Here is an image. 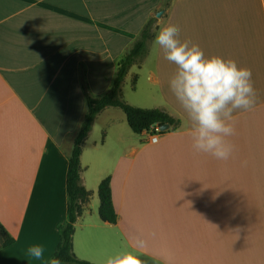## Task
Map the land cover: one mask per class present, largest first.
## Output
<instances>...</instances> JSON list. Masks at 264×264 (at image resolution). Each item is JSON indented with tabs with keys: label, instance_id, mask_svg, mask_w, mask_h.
Returning <instances> with one entry per match:
<instances>
[{
	"label": "crops",
	"instance_id": "0c3cea01",
	"mask_svg": "<svg viewBox=\"0 0 264 264\" xmlns=\"http://www.w3.org/2000/svg\"><path fill=\"white\" fill-rule=\"evenodd\" d=\"M168 24L205 56L252 71L255 106L233 113L236 150L227 161L192 148V122L169 85L176 66L153 44ZM146 27L153 32L146 54L125 78L134 84L145 73L147 99L179 125L151 142L152 132L134 133L118 107L95 116L81 147V184L91 195L74 224L73 252L104 264L140 236L149 264L153 257L264 264V0H0V264L51 258L67 218L68 158L87 97L110 89ZM106 177L115 223L98 213ZM5 235L13 239L8 246ZM34 244L46 248L44 261L27 254Z\"/></svg>",
	"mask_w": 264,
	"mask_h": 264
},
{
	"label": "clouds",
	"instance_id": "9594fccd",
	"mask_svg": "<svg viewBox=\"0 0 264 264\" xmlns=\"http://www.w3.org/2000/svg\"><path fill=\"white\" fill-rule=\"evenodd\" d=\"M179 35V26L168 24L159 29L153 44L162 49L164 58L176 66L169 85L192 122V148L195 152L227 161L236 150L229 140L236 134L233 113L248 111L255 106L252 71L238 66L231 58L205 56L197 43L181 41ZM146 246V240L137 236L134 248L107 256L104 264H149L141 258L140 249ZM45 253L46 248L40 244L27 249V254L36 261H44ZM46 264H61V261L51 257ZM150 264H160V258L153 257Z\"/></svg>",
	"mask_w": 264,
	"mask_h": 264
},
{
	"label": "trees",
	"instance_id": "16d2710c",
	"mask_svg": "<svg viewBox=\"0 0 264 264\" xmlns=\"http://www.w3.org/2000/svg\"><path fill=\"white\" fill-rule=\"evenodd\" d=\"M152 36V28L146 27L132 48L120 59L110 89L99 98L87 97L88 110L74 139L73 147L68 158L66 172L67 218L59 229V241L51 256L58 258L61 261V264H93L76 257L72 247V235L74 224L81 210V203L87 201L91 195V192L86 190L81 184L80 156L82 143L91 130L95 116L107 106L118 107L123 111L128 126L136 134H140L144 130H150L154 125L169 124L172 129L177 128L179 125V119L169 115L162 109L141 108L130 105L118 98L121 84L129 67L146 54L147 42ZM97 194L99 197V217L103 221L115 223L117 221V214L112 203L109 177L104 178L99 183ZM0 232L5 234V231L1 227ZM12 242L13 239L5 235L2 246H8Z\"/></svg>",
	"mask_w": 264,
	"mask_h": 264
},
{
	"label": "rangeland",
	"instance_id": "374dc122",
	"mask_svg": "<svg viewBox=\"0 0 264 264\" xmlns=\"http://www.w3.org/2000/svg\"><path fill=\"white\" fill-rule=\"evenodd\" d=\"M133 76L126 77L121 85L120 92L118 93V98L130 105L141 107V108H159L154 107V101L147 99V95L151 87H148V83L146 81V74L143 73L138 77L137 83L132 82ZM121 113L122 118L125 120L124 113L120 108H116ZM161 109V108H159ZM97 129V126H96ZM93 133V132H92ZM159 132H156L158 134ZM151 134V133H150ZM93 135V134H92ZM149 135V134H147ZM97 202L99 203L98 197H96Z\"/></svg>",
	"mask_w": 264,
	"mask_h": 264
},
{
	"label": "built area",
	"instance_id": "2783aa9c",
	"mask_svg": "<svg viewBox=\"0 0 264 264\" xmlns=\"http://www.w3.org/2000/svg\"><path fill=\"white\" fill-rule=\"evenodd\" d=\"M149 131L152 132V135H151L150 141H151V142H155V141L157 140L156 132H160L159 129H158V125H154V126H152L151 129H150Z\"/></svg>",
	"mask_w": 264,
	"mask_h": 264
},
{
	"label": "water",
	"instance_id": "95a60500",
	"mask_svg": "<svg viewBox=\"0 0 264 264\" xmlns=\"http://www.w3.org/2000/svg\"><path fill=\"white\" fill-rule=\"evenodd\" d=\"M157 15H160V13H157ZM169 128H170L169 124L158 125L159 131H165V130H168Z\"/></svg>",
	"mask_w": 264,
	"mask_h": 264
}]
</instances>
